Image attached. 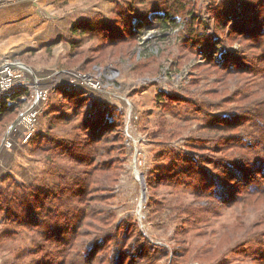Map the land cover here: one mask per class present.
Wrapping results in <instances>:
<instances>
[{"label":"rangeland","instance_id":"rangeland-1","mask_svg":"<svg viewBox=\"0 0 264 264\" xmlns=\"http://www.w3.org/2000/svg\"><path fill=\"white\" fill-rule=\"evenodd\" d=\"M181 4L184 11L175 14L168 13L174 0H0V14L16 8L21 18L31 15L35 22L23 32L27 34L23 39L11 40L14 44L3 50L8 54L0 57V63L14 64L16 75L3 95L6 100L1 94L0 100L22 103L16 116L0 120V188L15 194L11 195L22 220L0 221V264L50 260L35 250L33 234L25 228L21 193L29 195V202L39 188L43 203L54 209V218L40 235L50 246L49 233L56 226H68L71 213L66 201L87 176L93 181L90 199L103 198L91 203L95 226H108L111 234L119 231L120 224L136 222L150 240L172 253L174 249L175 264H207L201 258L210 264L221 260L264 264L263 199L234 205L228 199L214 201L210 211L211 201L195 196L200 183L192 169L206 166L230 185L232 177L223 171L228 163L222 165V159H232L233 151L236 160H255L257 150L249 148L248 154L243 140L264 132L259 128L264 105L258 106L264 101V57L259 58L257 44H249V32L235 26L264 29V0H182ZM235 10L241 13L235 16ZM168 16L177 19V26L159 28L157 21ZM184 24L195 28L194 38L183 31ZM143 25L138 53L151 41L160 49L158 58L138 63L120 60L130 42L115 38ZM158 37L166 38V43ZM229 54L236 58L226 63L224 56ZM21 86L25 90L20 102L14 101L11 96ZM63 89L71 90L73 98ZM171 97L178 99L170 101ZM36 98L38 105L30 111ZM104 109L111 117L113 112L120 115V141L108 143L113 148H107L104 159L99 156L96 162L82 164L79 149L91 135L87 120ZM59 118L63 121L56 125ZM227 120L237 122L239 131L225 134L222 125H215ZM235 144L242 149L230 147ZM188 159L197 162L191 165ZM99 162L104 172L92 176ZM115 165L121 170L116 168L113 186H103V193L93 191L106 183L104 177ZM73 168L78 177L71 181ZM194 210L205 212L196 218L188 213ZM25 248L29 250L19 258L18 251Z\"/></svg>","mask_w":264,"mask_h":264},{"label":"trees","instance_id":"trees-1","mask_svg":"<svg viewBox=\"0 0 264 264\" xmlns=\"http://www.w3.org/2000/svg\"><path fill=\"white\" fill-rule=\"evenodd\" d=\"M182 0H174V8L173 10L169 9L168 13L174 11V13H182L184 11V6ZM249 11L250 9L247 8ZM234 15H239L241 12L234 11ZM177 19L174 17H166L165 19H159L157 21V26L163 30H167L173 26H177ZM183 31L187 30L192 38L195 37L196 33H194V27L192 25L186 26ZM239 31L246 32V30L250 33L249 35L250 43L252 45L257 44L258 49H260L261 55L260 59L264 57V29H260L259 26L256 28H252L250 26L238 27ZM138 31L129 30L128 36H119L115 39H120L117 41L125 40L126 42H130V47L128 52L124 53L120 60L122 61H130L133 59L135 63H138L142 58H158V53L160 49L156 48L155 44L151 41H147L143 46L141 52L138 53L139 43H140V32L146 30V27L143 25L139 27ZM90 30V29H89ZM94 30V29H91ZM262 32V33H261ZM232 32H230V36H232ZM124 38V39H123ZM114 39V40H115ZM158 41L163 44L166 43L167 39L164 37H158ZM158 41L156 43H158ZM116 42V41H115ZM193 43V41H191ZM240 43H242L239 40ZM253 45V46H254ZM249 47V45H248ZM163 49V48H161ZM236 57L232 55L224 56V61L228 63L229 61L234 60ZM133 62V64H134ZM231 64H226L229 66ZM235 68V66H233ZM242 67V66H241ZM228 69V68H227ZM252 70V68H249ZM264 77V76H263ZM24 87H20V92L16 91L12 94L11 98L14 101H19V96L24 92ZM70 91V92H66ZM63 92L66 93V96L69 98H73V92L71 90L63 89ZM3 96L2 98H5ZM178 98H169L170 101L176 100ZM3 100V99H2ZM0 100V120L3 116H8L12 114L16 116V111H19V108L22 106L20 103L17 104H9L7 101ZM6 100V98H5ZM264 105V101L258 102V106ZM107 109H112L107 107ZM107 109L101 110L95 118H88L87 126L91 130L90 138H88L84 142V146L80 150L79 160H82V164H88L90 162H96L99 156H102L103 159L105 153L107 152V148H110L111 145L108 143L114 142V144L120 141L119 131L122 130V119L120 115H116L113 112L114 116L111 117L110 113ZM113 110V109H112ZM257 111V110H256ZM258 114V111H257ZM261 117H264L263 114H259ZM13 116V117H14ZM15 118V117H14ZM116 119L115 126L114 123L111 124L112 119ZM8 120V118L6 119ZM59 121L56 122L58 125L63 119L59 118ZM1 122V121H0ZM263 125L259 126V128L264 127ZM225 134L233 133L239 131V125L237 122L232 120H227L222 124ZM212 126H214L212 124ZM114 127V128H113ZM218 128V127H215ZM205 129V128H204ZM221 129V128H219ZM221 134V135H225ZM249 137V138H247ZM245 142L246 148L250 153L249 148H253L257 150L253 155L255 160L253 162L236 160L234 157L235 153L231 151L229 155L232 159H222V165L228 163L223 168V171H228L229 177H232V180L229 181L230 185L227 184L224 177L220 178L216 176V173L212 172L208 167L200 165L199 167H192L193 172L195 173L197 183H200V190L196 192L195 196L201 197L203 201H211L207 205L210 211L213 210L214 201L217 203L220 200L228 199L231 201V205L242 203L245 201H249L250 199H257L261 197L264 202V132L257 136L247 135L243 140ZM104 144L107 146H104ZM230 146V145H229ZM236 149H242L238 147L237 144L234 146H230ZM113 148V147H111ZM229 149L227 146L224 147V150ZM124 152V151H123ZM259 154V155H258ZM77 155V154H76ZM243 156V154H238ZM76 157V156H75ZM78 157H76L78 159ZM111 163L113 161H110ZM110 162L105 161L106 165H109ZM188 162L193 165V162H197L195 159H188ZM100 162L97 167H93L92 176L95 173L102 170L101 173L104 172L101 169ZM92 166V165H91ZM116 168L121 170L120 165H115V168L112 174H109L104 177L106 183L104 185L98 184L96 188L93 189L95 192L103 193L106 189L103 186L112 187L115 183V171ZM75 168H73V172H70L68 177L72 181L73 179L78 177L76 174ZM118 171V172H119ZM86 182L79 185H75L79 187L73 194L71 199L66 201V210L71 213V217L67 220V224L62 227L56 226V229L50 232L51 239L53 243L48 246L44 240L40 237L41 233L46 231V227L49 225L50 220L54 218L52 212L46 204H44V199L42 198L43 192L40 189L36 188L33 199L31 201H27L29 199L28 194L21 193L20 198L24 201L21 205L24 206L23 214L24 220L23 223L27 227V230L33 234L32 243L36 244V251L42 252L41 256L44 257L46 253L49 256V261L44 258H36L32 262H28V264H169L173 256L175 255L174 249L173 253L170 250L162 245L153 242L148 238L138 223L136 222H128L127 224H120L118 228V232L115 231V234H111L108 226L103 228V225L95 226V217L93 216V208L91 207L92 201H102L103 198H94L91 200V181L88 176L85 179ZM97 182V181H96ZM5 190L0 188V221L17 219L22 221L18 212V206L15 203V198L12 195L13 193H6ZM9 190H7L8 192ZM12 194V195H11ZM102 196V194H101ZM28 197V198H27ZM27 201V202H26ZM34 202V207L30 206L29 203ZM22 202V201H20ZM32 202V203H33ZM224 202V201H222ZM193 205V203H192ZM38 207V208H37ZM192 207V206H190ZM35 209V210H34ZM264 211V210H263ZM56 212V211H55ZM205 211H190L188 212L190 215L198 217L200 213H204ZM67 213L66 215H68ZM192 216V217H193ZM264 217V216H263ZM5 218V219H3ZM193 219H195L193 217ZM196 220V219H195ZM264 225V222H263ZM261 234H264V227L261 228ZM121 231V232H120ZM11 234V233H9ZM262 234V235H263ZM94 236L91 241H87V237ZM255 236V235H254ZM15 236L12 237L14 239ZM257 240V239H256ZM247 241V240H246ZM254 244H260V241H255ZM229 243H232L230 241ZM53 247V248H52ZM27 248L24 250L18 251L19 258L23 255L25 256L27 253ZM40 256V257H41ZM202 262L210 264L212 262L208 258H201ZM170 264H175L174 259H172ZM217 264H226L223 260L219 261Z\"/></svg>","mask_w":264,"mask_h":264},{"label":"crops","instance_id":"crops-1","mask_svg":"<svg viewBox=\"0 0 264 264\" xmlns=\"http://www.w3.org/2000/svg\"><path fill=\"white\" fill-rule=\"evenodd\" d=\"M11 10L12 11H7L4 14H0V57H5V54H8L7 51L5 52L3 50L6 49V46L9 43L14 44L12 43V41H14L13 39H17L18 36H23V39L27 35L24 34L26 33V29H28L29 26H33L35 23L33 21L34 19H31V15L21 18L16 8H12Z\"/></svg>","mask_w":264,"mask_h":264},{"label":"built area","instance_id":"built-area-1","mask_svg":"<svg viewBox=\"0 0 264 264\" xmlns=\"http://www.w3.org/2000/svg\"><path fill=\"white\" fill-rule=\"evenodd\" d=\"M13 63H10L9 61H3L2 63H0V94L3 96L5 94H8L9 90L12 88L13 86V81H14V77H16V75L13 72ZM17 67V65H16ZM10 69L9 71V75L10 77H8V75L6 74L7 70ZM37 98L34 101V103L32 104L30 111H32V109L34 108V106L37 103ZM29 112V110L27 111ZM27 112H25L27 114ZM25 113L22 114V116L20 118H22L23 116H25ZM18 119V124H19V120ZM14 125V124H13ZM16 125V124H15Z\"/></svg>","mask_w":264,"mask_h":264},{"label":"water","instance_id":"water-1","mask_svg":"<svg viewBox=\"0 0 264 264\" xmlns=\"http://www.w3.org/2000/svg\"><path fill=\"white\" fill-rule=\"evenodd\" d=\"M140 178H141V184H142V200H145L146 199V188H145V182L143 180V175L140 174Z\"/></svg>","mask_w":264,"mask_h":264},{"label":"bare ground","instance_id":"bare-ground-1","mask_svg":"<svg viewBox=\"0 0 264 264\" xmlns=\"http://www.w3.org/2000/svg\"><path fill=\"white\" fill-rule=\"evenodd\" d=\"M9 71H10V69H8L7 72H6V74L8 75V77H10V75H9ZM36 105H38V102L36 103ZM11 130H12V128H11ZM8 133H9V132H8ZM8 133H7V134H8Z\"/></svg>","mask_w":264,"mask_h":264}]
</instances>
